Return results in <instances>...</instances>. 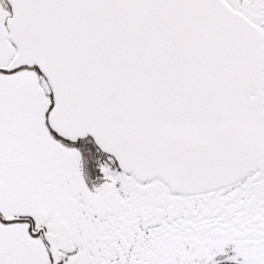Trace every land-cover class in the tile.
I'll return each mask as SVG.
<instances>
[{
  "label": "snow or ice",
  "instance_id": "obj_1",
  "mask_svg": "<svg viewBox=\"0 0 264 264\" xmlns=\"http://www.w3.org/2000/svg\"><path fill=\"white\" fill-rule=\"evenodd\" d=\"M0 264H264V0H0Z\"/></svg>",
  "mask_w": 264,
  "mask_h": 264
}]
</instances>
